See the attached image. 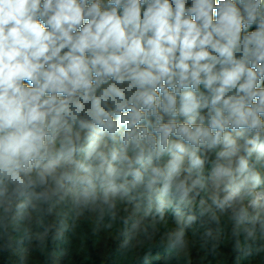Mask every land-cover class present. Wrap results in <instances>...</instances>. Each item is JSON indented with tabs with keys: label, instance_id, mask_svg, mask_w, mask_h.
Returning a JSON list of instances; mask_svg holds the SVG:
<instances>
[{
	"label": "clouds",
	"instance_id": "9594fccd",
	"mask_svg": "<svg viewBox=\"0 0 264 264\" xmlns=\"http://www.w3.org/2000/svg\"><path fill=\"white\" fill-rule=\"evenodd\" d=\"M118 203L264 235V0H0V233Z\"/></svg>",
	"mask_w": 264,
	"mask_h": 264
},
{
	"label": "trees",
	"instance_id": "16d2710c",
	"mask_svg": "<svg viewBox=\"0 0 264 264\" xmlns=\"http://www.w3.org/2000/svg\"><path fill=\"white\" fill-rule=\"evenodd\" d=\"M214 210L221 217L219 232L217 225H210L214 238L205 237L197 216L184 226L187 246L181 248L170 246L178 228L171 210L163 219L155 212L144 217L131 205L118 203L113 220L108 214L101 218L87 212L75 218L64 208L60 216L47 219L46 224L54 225L47 235L35 221L19 228L10 224L6 235L0 233V264H264L259 226L255 240L244 242L241 236V248L234 250L233 223L227 212ZM60 221L67 226L62 235Z\"/></svg>",
	"mask_w": 264,
	"mask_h": 264
}]
</instances>
